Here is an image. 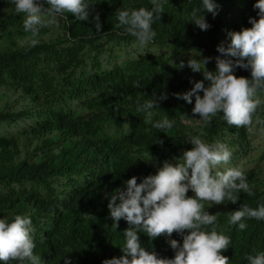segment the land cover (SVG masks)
<instances>
[{
  "label": "trees",
  "instance_id": "trees-1",
  "mask_svg": "<svg viewBox=\"0 0 264 264\" xmlns=\"http://www.w3.org/2000/svg\"><path fill=\"white\" fill-rule=\"evenodd\" d=\"M199 3L168 0L153 25L154 42L124 52L135 37L115 27L116 11L151 7L150 0H97L89 20L65 13L69 19L42 28L35 46L26 43L31 34L23 29L25 14L16 13L11 0H0V97H5L0 123H7V131L0 133V217H32L34 251L44 264H64L61 257L67 251L72 264H102L121 255L123 230L129 225L121 218L118 228H112L110 195L126 187L124 181L133 175L139 183L165 160L175 163L182 150L192 147L185 136L200 134L198 124L180 120L183 113L198 116L191 111L195 96L188 103L173 93L187 91L193 86L191 78L203 79V74L177 56L196 49L213 57L207 67L215 70L217 45L230 42V31L251 27L249 17H259L255 0H218V14H206L212 26L201 30L188 21L191 8ZM97 12L100 33L91 18ZM181 60L183 68L178 67ZM236 75L251 72L237 68ZM161 93H167V99L153 109V120L175 118L177 127L168 133L152 128L137 110V101ZM258 114L264 118V105ZM252 129L264 133V124L238 127L218 115L202 133L210 142L228 143L233 150L230 162L240 157L256 162L243 168L254 196L242 192L235 204L213 203L208 208L217 213L220 230L231 236V245L222 250L230 264H249L246 254L264 251V220L245 218L248 227L243 230L228 223L229 212L242 203L256 207L264 202V164H259L264 147L257 157L251 156ZM148 153L150 158L143 159ZM171 238L183 240L175 231ZM140 239L147 250L175 255L164 234L153 239L141 232Z\"/></svg>",
  "mask_w": 264,
  "mask_h": 264
},
{
  "label": "clouds",
  "instance_id": "clouds-1",
  "mask_svg": "<svg viewBox=\"0 0 264 264\" xmlns=\"http://www.w3.org/2000/svg\"><path fill=\"white\" fill-rule=\"evenodd\" d=\"M97 0H11L16 13H24L23 29L30 33L26 43L38 44L41 29L68 20L65 13H72L77 20H89L93 5ZM168 0H150L151 7H120L116 11V28L135 37L133 48L143 49L154 42L157 31L154 23L159 21ZM221 5L218 0H200L188 13V21L201 30L212 25L206 14H218ZM258 9L256 17H249L251 27L229 32L230 42L217 45L219 55L215 56V70L207 64L213 59L202 56L196 49L187 60L193 72H202L203 79L191 78L192 87L187 91L175 92L195 104L189 116L180 117L184 124L195 122L200 134H188L185 142L192 145L176 157L175 163L165 160L154 174L140 179L133 175L124 181L126 187L117 188L110 195L108 208L117 229L121 218L128 227L123 230V243L119 246L121 255L104 259L102 264H230L231 259L224 255L232 243L231 236L220 230L217 213L208 208L213 204L237 203L241 196L255 195V188L249 183L247 172L239 166H228L233 150L222 140L208 141L203 138V128L210 125L218 115L229 125L251 128L254 121L264 124L258 110L264 105V0H255ZM97 33L102 30L100 14L91 17ZM181 60L178 67L183 68ZM237 68L250 69V76H237ZM207 82V84H206ZM139 86V81L135 82ZM200 90L203 91L201 95ZM167 99V93L159 97L153 94L143 103L137 101V110L145 114L152 128L170 132L177 127V120L164 115L153 120V109L160 100ZM162 143V141H159ZM140 157H137V159ZM150 153L143 159H149ZM136 159V160H137ZM189 190L193 193L189 195ZM207 205V207H206ZM245 218L264 220V202L252 207L242 203L229 212L228 223L243 230L248 227ZM188 230V231H185ZM183 238H171L172 233ZM150 238L164 234L175 250L173 257L159 255L154 249L147 250L141 243L140 233ZM35 227L32 217L15 214L14 218L0 217V262L3 264H44L41 255L36 253ZM71 252L67 251L66 253ZM61 257L64 264H72V257ZM249 264H264V251L246 254Z\"/></svg>",
  "mask_w": 264,
  "mask_h": 264
},
{
  "label": "rangeland",
  "instance_id": "rangeland-1",
  "mask_svg": "<svg viewBox=\"0 0 264 264\" xmlns=\"http://www.w3.org/2000/svg\"><path fill=\"white\" fill-rule=\"evenodd\" d=\"M57 25V24H56ZM133 48V46H127L123 49V51H130ZM136 49H140V48H136ZM156 50H160V48H157ZM165 50V49H164ZM166 51H169L168 48L166 47ZM195 53H193L192 51H188L185 54H179L177 57L181 56L183 58H191ZM122 58L119 57V59ZM4 101H5V97L2 94L0 97V109L3 108L4 106ZM7 131V123H0V133ZM251 144L254 147V150L251 152V156L252 157H257L261 151V148L264 147V133L262 130H254L252 129V137H251ZM182 150L176 157H180L183 154ZM247 158L244 157H240L238 159H236L234 162H230L228 166H239L242 168H246V167H251L253 166L256 162L253 163H249L247 162ZM259 164H264V159L259 163ZM163 164L160 166L162 167Z\"/></svg>",
  "mask_w": 264,
  "mask_h": 264
}]
</instances>
